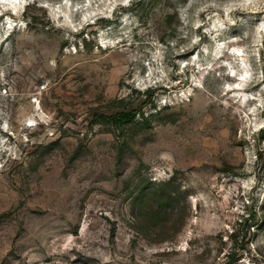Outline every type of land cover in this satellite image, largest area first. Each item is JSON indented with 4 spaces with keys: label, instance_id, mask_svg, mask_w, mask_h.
<instances>
[{
    "label": "rangeland",
    "instance_id": "1",
    "mask_svg": "<svg viewBox=\"0 0 264 264\" xmlns=\"http://www.w3.org/2000/svg\"><path fill=\"white\" fill-rule=\"evenodd\" d=\"M0 264H264V0H0Z\"/></svg>",
    "mask_w": 264,
    "mask_h": 264
},
{
    "label": "trees",
    "instance_id": "2",
    "mask_svg": "<svg viewBox=\"0 0 264 264\" xmlns=\"http://www.w3.org/2000/svg\"><path fill=\"white\" fill-rule=\"evenodd\" d=\"M135 116H136L135 111L120 112L115 115H102L103 118L113 121L114 124L116 125L131 122L135 118Z\"/></svg>",
    "mask_w": 264,
    "mask_h": 264
},
{
    "label": "bare ground",
    "instance_id": "3",
    "mask_svg": "<svg viewBox=\"0 0 264 264\" xmlns=\"http://www.w3.org/2000/svg\"><path fill=\"white\" fill-rule=\"evenodd\" d=\"M12 10H13V12H15L16 14L19 13V12H17V10H15V9H12ZM19 11H20V10H19Z\"/></svg>",
    "mask_w": 264,
    "mask_h": 264
}]
</instances>
